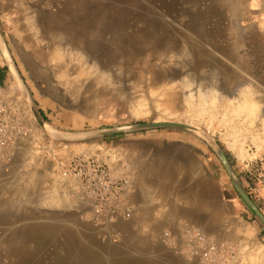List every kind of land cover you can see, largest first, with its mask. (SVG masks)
I'll use <instances>...</instances> for the list:
<instances>
[{"label":"rangeland","instance_id":"1","mask_svg":"<svg viewBox=\"0 0 264 264\" xmlns=\"http://www.w3.org/2000/svg\"><path fill=\"white\" fill-rule=\"evenodd\" d=\"M56 1L58 0L49 4V0H0V30L42 116L51 128L73 133L157 121L195 124L219 142L242 183L244 176L250 178L247 168L249 162H246V174L241 171L240 164L238 165L236 157L229 150L230 148L242 156L250 140H246L242 145L241 142L235 141L238 146L233 147L226 140L224 130L209 128L207 117L199 116L195 106L185 103V92L180 86V83H216L219 80L228 86V83H238L239 79H236L238 75L257 81L263 73L262 57L256 55L258 49L255 41L252 42L250 51L245 49L244 55L238 56L239 61H232L230 57L215 50L208 37L203 39L188 27L193 23L198 24L203 26L204 32L209 31L212 37H224L229 25L225 24L224 9L216 7L217 0H89L90 6L84 12L86 18L82 22H68V27H64L68 31L63 29L65 32L53 30L56 28L53 17L59 11ZM214 10L217 15H212ZM146 24L150 34L164 35L162 40L164 46L168 42L180 41L181 34L194 38L196 41L193 40L202 44L206 51L205 55H201L203 60L185 64L182 61L184 58L182 54L185 51L182 46L167 53L162 51L159 55L158 43L155 44L152 40L149 52L134 49L129 54L121 49L116 50L113 54L118 62L111 70H107L110 75L103 82L102 80L95 82L97 79L95 74H90L88 78L90 80L86 83L76 80L74 67L80 64V59L77 57V60L74 59L73 52L83 50L77 44L87 39L98 41L104 37L105 32H108L107 28H111L114 38L124 42V47H127L133 41L131 34L136 32L138 35ZM19 48L32 54L35 60L55 75L57 100L40 91L23 65ZM54 53H60V57H55ZM0 59V66L7 70L3 84H0V100L13 103L19 109L22 123L24 122L22 135L25 140L26 137L32 136L36 129L24 121L21 111L25 112L26 102L17 87L12 88L13 83H9L12 77L1 47ZM241 60H244L243 65L240 63ZM70 66L72 71H68ZM167 71L170 73L175 71L179 76L162 78V74ZM229 86L224 87L221 92L232 96L235 89H229ZM42 87L46 88L45 85ZM180 103L184 107L178 106ZM67 115L79 117L82 124L80 126L64 124V116ZM234 137L241 140L240 136ZM257 139V136L252 139V145L256 147ZM24 140L22 142L20 140L12 163L0 172V264H16L17 255L16 249L4 246V243L14 240L17 233L3 231L2 226L13 227L36 217L17 215L26 209L31 210L34 206L31 202L21 199L29 192L38 193L43 189L49 190L50 187L53 189L54 182L52 177L48 176L50 172L68 179L63 182V187L68 190L70 197L68 256L96 255L97 245L107 250L123 243L126 237L121 231L115 230L114 225L118 221L124 224V221L133 220L138 212V206L137 210L134 206V216L125 214L122 209H120L122 214L115 216L113 212L128 202V192L134 191L128 179L129 175H132L130 162L144 160L153 154L163 156L166 162L164 171L168 173L171 171L173 174L178 170L172 166L176 165L178 169L183 157L191 155L194 160L198 159L202 163L205 175H209L211 183L213 178H216L217 218L211 222L215 235H218L220 240L226 235V231L230 232L231 237L240 236L241 233L237 231L240 224L248 228L246 240L250 241V244L251 242L258 244L264 235L261 232L264 231V225L233 185L217 153L193 132L181 129H153L94 138L70 143L76 147L68 150V154L65 155L62 142L45 134V141L39 144L33 158L34 164L30 167L27 166L28 159L24 156L25 150L30 149V146ZM101 170L108 171L112 177L113 191L107 193L104 203L103 189L98 188ZM36 171L43 177V182L37 187L31 182L32 173ZM174 179L171 176L167 177L166 187L172 186ZM250 182L254 189L251 186L245 188L260 207L256 200L259 189L251 180ZM117 190L121 191V200L118 199L120 194ZM234 199L242 201L244 206L236 207ZM81 208H84L85 212ZM9 213L12 214L9 216ZM82 221L89 223L91 228L80 232L70 226L73 222L80 224ZM211 232L206 233L213 237ZM148 234L150 233L146 231L137 232L142 238H146ZM8 236L9 240L6 241ZM176 237L168 231L162 235V242L166 246L164 258L178 255L189 259L190 254H185L180 249L183 242H188L190 234L182 236L181 243ZM83 243L89 244L82 247ZM215 247L214 254H209L212 258H205L202 264H232L234 263L232 258L240 255V248L228 240H222ZM245 252H249V249ZM201 260L199 258V261ZM236 264L240 262L236 261Z\"/></svg>","mask_w":264,"mask_h":264},{"label":"crops","instance_id":"2","mask_svg":"<svg viewBox=\"0 0 264 264\" xmlns=\"http://www.w3.org/2000/svg\"><path fill=\"white\" fill-rule=\"evenodd\" d=\"M56 2L59 9L53 17L56 23V28L53 30L56 32H65L63 29L68 31L64 28L68 27V22H82L86 18L85 9L90 6L89 0H58ZM216 7L224 9L225 24L229 25L225 31L226 35L220 39L219 53L236 61L238 56L244 55L245 49L250 51V46L255 41L258 49L256 55L262 57L263 64V73L258 77L257 84L264 90V0H218ZM240 63L243 65L244 60ZM254 134L258 137L256 141L258 147L252 145V140L248 141L249 145L243 151V157L229 148L236 157L238 165L240 164L241 171L246 174V162L264 158V121L259 123V129ZM190 156L188 155L186 162L180 163L181 166L179 165L178 169L176 165L172 166L178 170L176 174L164 171L166 162L163 156L153 154L139 161L141 166L135 169V174L144 181L145 185H148L149 189L157 191L156 203L147 204V207L143 208V215L145 214L143 223L136 219L124 221V224L121 223L122 221L115 223L114 229L121 231L126 237L123 243L117 246L105 250L97 245L96 255L68 256V205L38 210L37 206V208L34 207L35 204L31 210L25 208L27 211L24 209L25 211L21 212L22 215L36 216L35 218L20 222L13 227L2 226L3 231L17 233L14 240L8 241V236L6 240L8 243H4V246L17 248L16 264H191L184 256L172 255L165 259L166 246L162 242V235L167 231L171 233L176 231L179 243L182 236H186L189 231L201 230L198 229L199 227L214 231L211 221L217 218L216 178L214 177L211 183L209 175H205L202 163L198 159L195 163L192 162L193 157ZM171 163L173 164V161ZM170 176L175 179L174 184L168 188L166 178ZM243 184L247 188L252 184L247 175L243 178ZM66 185L68 186V183ZM140 186L142 187L139 182L132 183L130 186L134 189L132 197H135L136 206H142L143 195H141ZM251 188L254 189L252 186ZM256 197L264 212V189H259ZM234 203L236 207L244 206L239 199H236ZM147 208L151 211L148 216L145 212ZM81 210L85 212L84 208ZM21 214L17 213V215ZM73 223L70 226L80 232L91 228L85 221L80 224ZM140 231L152 233L153 238L156 239L142 238L137 235ZM261 232L264 233L263 230ZM260 241L258 244L255 242L250 244L249 241V252H253L261 245L264 246V235ZM88 244L83 243L81 246L86 247ZM138 245H141L140 249Z\"/></svg>","mask_w":264,"mask_h":264},{"label":"bare ground","instance_id":"3","mask_svg":"<svg viewBox=\"0 0 264 264\" xmlns=\"http://www.w3.org/2000/svg\"><path fill=\"white\" fill-rule=\"evenodd\" d=\"M218 1V0H217ZM217 15V12L212 13V15ZM224 18V17H223ZM210 26V22H208ZM193 32H197L199 36H201L203 39L204 37L209 38L210 44H213L215 50L220 51V42L221 37H212L211 33L208 31L207 33L204 32L203 26H200L198 24H191V26H188ZM202 27V28H201ZM108 32H105L104 37H101L100 40H91L87 39L82 41L81 44H77L82 48L81 51H75L73 52L74 59L77 60L79 58L80 64L74 67L75 71V78L78 82L86 83L90 79V74H95V77L97 78L95 82H100L104 79H106L110 74L107 72V70H111L114 64H116L118 61L114 56V52L116 50H124L127 51L129 54L134 49H141L145 52H149L151 50V43L152 40H154L155 44L158 43V48L160 49L159 55L164 51L167 53L170 50H178L182 46L185 50L183 51L182 61L185 64H191L192 62L202 61V56L206 54L205 49L203 48L202 44L199 42H195L192 38L188 36H182L180 35V41L175 40L173 42H168L163 44L164 35L161 33L155 35L154 33L148 32L147 24L144 26L141 32L138 33V35L135 33L131 34L132 42L127 46L124 47V42L119 40L118 38H114V32L113 29L107 28ZM113 37H111L110 36ZM167 48V49H166ZM190 50V51H189ZM222 50V46H221ZM181 53V51H180ZM202 55V56H201ZM55 57H60V53H54ZM77 57V58H76ZM1 60V59H0ZM238 57H237V60ZM24 67L25 64L23 63ZM72 71V66L68 68V71ZM229 72V70H227ZM44 72V71H43ZM37 72V79H39L43 83H56L55 81V75L51 73L49 70L46 69L44 72ZM226 72V71H225ZM230 75V74H229ZM179 74L175 71L173 72H166L162 74V78H175L178 77ZM225 76L227 77L226 73ZM11 82L12 88L17 87V89L20 91L18 87V78L15 71L13 72V76L11 75ZM236 79L238 80V83H228L229 89L233 88L232 96L225 95L221 92L224 87H228L221 83V80L219 82L214 83H180V86L183 88V91L185 92L184 95V101L187 105H190L193 107L195 106L198 112V115L201 117H207L208 120V126L209 128H212L214 130L220 128L224 130V136L226 137V140L231 143L233 147L238 146L235 141L241 142V145L245 143L246 140H252L255 137V134L257 129H259V123L264 121V90L260 85L258 81H254L253 79H246L243 75H238ZM21 96L24 98L26 105H25V112L23 110L21 111L22 116L24 118V121L27 125H33V127L36 129L34 134L32 136L26 137L24 140V136L20 132H16L17 134V142L18 146L20 144V140L27 141L26 144L30 146V149H26L24 152V156L28 159L27 166L30 167L34 164L33 158L38 150L39 144L42 141H45V134L47 135L44 128L40 125V121L32 108V105L27 98L24 90L23 93L20 91ZM53 99V98H52ZM12 105H15L11 103ZM178 106H183V104H179ZM22 118V117H21ZM65 122L64 124H72L75 126H80L82 124V120L79 117L67 115L64 116ZM23 121V119H22ZM181 122V121H176ZM24 123V122H23ZM185 123V122H182ZM192 126H195L199 129H202L200 126H197L195 124L186 123ZM240 136L241 140L236 139L234 137ZM174 136V135H172ZM244 139V141H243ZM63 147V155L68 154V150H72L76 145L70 144L68 142H62ZM242 150V149H241ZM242 152V151H241ZM187 156L183 157L182 162H186ZM140 160H135L134 162H130L131 166L130 169L132 170V175H129V185L131 186L132 183H138L142 185V190L140 191L143 195V200H141L142 206H138V212L135 215L136 220L144 222L145 214L143 215V208L147 204H155V196L157 191H152L149 189L148 185H145L144 181L140 180V177L138 175L136 176L135 169L137 167H140ZM192 162L195 163L196 160L193 158L191 159ZM130 170V172H131ZM48 173V172H47ZM131 174V173H130ZM52 177L53 180V189L46 190L43 189V191L38 193H26L25 197L21 199L22 201L27 200L26 202H31L32 204L36 205L34 207H38V210H41V208H60L65 207L68 205L70 197L68 194V190H66L63 187V182L68 181L67 178L60 177L59 174L55 172L48 173V176ZM32 184H34L36 187L41 185V182H43V177L40 173L33 172L32 173ZM141 188V186H140ZM38 189V188H37ZM133 193L128 192L127 199H128V206H135V210H137V206L135 205V197H132ZM26 198V199H25ZM132 198H134L132 200ZM144 201V202H143ZM144 205V206H143ZM36 207V208H37ZM142 207V208H141ZM134 210V211H135ZM22 211V210H21ZM146 215H150L151 211L150 208L146 209ZM21 214V213H20ZM135 214V212H133ZM132 214V215H133ZM7 215V214H5ZM9 215V214H8ZM10 216V215H9ZM134 216V215H133ZM227 226V225H226ZM228 229V227H226ZM204 231L205 233L209 230H203L202 228H198ZM233 229V228H231ZM248 228H246L244 225L240 224L238 226L237 231L241 233L240 236H234L231 237L229 233L226 231V235L222 237L223 241H230L232 244H234L235 247L240 248V255L234 256L232 259L234 261H239L240 264H264V246H259L253 252H245L249 248L248 240H246V235L248 233ZM229 231V229H228ZM211 232V231H210ZM233 232V231H231ZM213 237L218 238V235H215L216 232L212 231ZM178 233L173 232V235L176 237ZM209 234V233H208ZM233 234V233H231ZM153 234L150 233L147 236V240L153 239ZM159 236V235H158ZM177 238V237H176ZM156 239V238H155ZM217 240V242H215ZM214 240L215 246H218L219 243L222 241L220 238ZM181 243V242H180ZM148 244V242H146ZM141 247V245H138V247ZM137 247V248H138ZM139 247V249H140ZM14 249L17 248L14 247ZM172 256V255H171ZM240 257V259H239ZM199 259V256H198ZM191 264H202L201 261H193L189 259ZM201 262V263H200Z\"/></svg>","mask_w":264,"mask_h":264},{"label":"water","instance_id":"4","mask_svg":"<svg viewBox=\"0 0 264 264\" xmlns=\"http://www.w3.org/2000/svg\"><path fill=\"white\" fill-rule=\"evenodd\" d=\"M0 47L2 49V52L4 54L7 66L10 69V73L13 76V72L17 74L18 78V87L20 91L23 90L29 99L32 108L34 109L40 125L44 128L47 135L51 138H55L59 140L60 142H68V143H78L94 138H100V137H106V136H113V135H121V134H132L135 132H141V131H149L153 129H181L186 130L189 132H193L196 135H198L200 138H202L204 141H206L213 150L217 153L220 160L224 164L225 168L228 171V174L231 178V181L245 203L248 205V207L251 209V211L255 214V216L259 219V221L264 225V212L261 210L259 205L252 199L251 195L245 188L244 184L242 183L239 175L237 174L236 169L230 162L228 156L226 155L224 149L219 144V142L214 139L210 134H208L203 129H199L195 126L182 123V122H175V121H157V122H147V123H137V124H130V125H122L117 127H107L102 129H95V130H89V131H82V132H73V133H64L57 130H54L51 128L44 117L42 116L41 111L39 110L33 95L28 87V85L25 82L24 77L22 76L15 60L12 58V54L9 51V48L7 46L6 40L0 30ZM19 54L22 58L23 63L26 66V70L30 73L31 78L33 81L38 85L40 88V91L44 93L45 95L49 96L50 98L56 99L55 96V89L56 85L55 83H43L39 79H37L36 75L37 72H45L46 69L34 59L32 54L25 51L22 48H19ZM43 72V74H44ZM45 85L46 88H43L42 86Z\"/></svg>","mask_w":264,"mask_h":264},{"label":"built area","instance_id":"5","mask_svg":"<svg viewBox=\"0 0 264 264\" xmlns=\"http://www.w3.org/2000/svg\"><path fill=\"white\" fill-rule=\"evenodd\" d=\"M47 1V0H46ZM54 2V0H49V4ZM23 133V123L19 109L16 105L9 104L5 101L0 100V172L8 167L13 159L16 156L18 150L17 142V133ZM249 171L250 180L257 185L258 189H264V158H259L255 161H251L247 164ZM100 183L99 189H103L104 192L102 200L104 203V198L107 196V193L112 190V177L110 173L106 170L100 171ZM121 190V187L119 188ZM117 193L120 194L118 199H122L121 191L117 190ZM120 203V202H119ZM126 214H133L134 207L128 206V202L120 206L119 209L114 210L115 216L121 213V210ZM122 214V213H121ZM190 238L188 242H183L181 244V249L185 254H190L189 259L199 261L198 256L201 262L204 259L212 258L209 254H214L216 250L215 242L217 240L212 237L210 234L205 233L201 230L189 231ZM214 240H216L214 242ZM206 251V252H205ZM221 253V252H220ZM165 258H169L165 256Z\"/></svg>","mask_w":264,"mask_h":264},{"label":"trees","instance_id":"6","mask_svg":"<svg viewBox=\"0 0 264 264\" xmlns=\"http://www.w3.org/2000/svg\"><path fill=\"white\" fill-rule=\"evenodd\" d=\"M6 68H3L2 66H0V84H3V81L5 79L6 76Z\"/></svg>","mask_w":264,"mask_h":264}]
</instances>
